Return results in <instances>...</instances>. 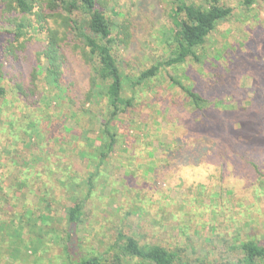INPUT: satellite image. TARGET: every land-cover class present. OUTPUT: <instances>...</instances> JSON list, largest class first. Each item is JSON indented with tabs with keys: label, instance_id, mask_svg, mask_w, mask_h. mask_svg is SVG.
<instances>
[{
	"label": "rangeland",
	"instance_id": "1",
	"mask_svg": "<svg viewBox=\"0 0 264 264\" xmlns=\"http://www.w3.org/2000/svg\"><path fill=\"white\" fill-rule=\"evenodd\" d=\"M220 2L233 13L198 48L200 59L160 67L120 113L114 151L77 223L68 220L75 201L62 184L68 174L73 193H87L92 155L81 151H95L107 108L81 112L52 99L38 70L44 32L30 29L19 61L5 60L13 35L0 15V264L112 259L119 231L178 251L182 264H242V242L264 245V0ZM108 3L123 96L133 97L131 82L170 55L179 0ZM76 51L66 49V71L80 93L90 71ZM172 78L198 90L207 106L196 110ZM41 210L50 215L45 224ZM123 264L154 263L123 256Z\"/></svg>",
	"mask_w": 264,
	"mask_h": 264
},
{
	"label": "trees",
	"instance_id": "2",
	"mask_svg": "<svg viewBox=\"0 0 264 264\" xmlns=\"http://www.w3.org/2000/svg\"><path fill=\"white\" fill-rule=\"evenodd\" d=\"M252 2L253 0H246L248 5ZM108 4V0H0V15L2 17L6 15L4 19L9 26V29H5L4 32L13 35V39L9 38L3 45L2 53L5 60L19 61L18 51L26 49L29 40L27 32L30 29L44 32L45 43L38 53V70L44 75L48 93L54 90L52 99H55L58 105L64 98L68 99L81 112H88L92 106L102 103L107 108L105 114L108 115L104 114L101 117L102 127L95 137L100 141L96 143L95 151L91 153L81 151L83 157H91L90 154L93 157H91L93 170L85 181V184L89 185L87 193L83 196L74 194L76 190L71 185L74 177L68 174L67 178L71 179V182L68 184L64 179L65 183L62 184L67 188V196H73L75 201L67 211L68 220L71 223L80 222L87 197L93 186L92 179L98 175L101 165L114 151L117 143L115 123L120 113L126 112L127 108L133 104L136 93L148 79L157 74L160 67L176 66L190 57L199 60L198 48L205 44L207 37L219 22L229 18L233 13V7L220 0H211L208 6L179 0L172 12L174 33L170 43L172 50L169 57L143 70L131 82L133 97H126L123 96L124 74L114 51L117 38L113 36L112 20L106 14ZM69 48L73 52L76 50L81 52L80 54L76 51L82 55L90 71L87 87L80 93L75 92V85L70 82L71 78L66 71L68 61L66 49ZM1 79L3 76H0ZM172 80L185 92L196 110H203L207 106L209 100L198 90L175 78ZM16 84L27 98L30 94L34 95V91L26 89L23 91L21 83ZM3 91L4 89L0 87L1 94ZM91 142L95 145V140ZM69 170L75 173L71 167ZM39 215L37 220L43 224L50 219V215L42 210L39 211ZM112 248L116 249L112 259L103 255H93L81 257L75 261L70 260L69 264H123V256L150 261L154 264L183 263L178 251L169 250L159 243L141 244L135 237L124 234L122 231L118 232L117 241ZM241 249L244 253L240 261L242 264L264 263V245L255 238L242 242Z\"/></svg>",
	"mask_w": 264,
	"mask_h": 264
}]
</instances>
